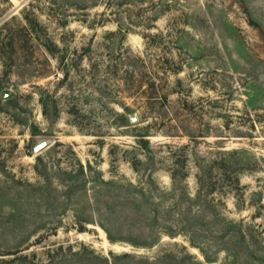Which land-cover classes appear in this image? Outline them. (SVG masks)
<instances>
[{"label":"rangeland","instance_id":"obj_1","mask_svg":"<svg viewBox=\"0 0 264 264\" xmlns=\"http://www.w3.org/2000/svg\"><path fill=\"white\" fill-rule=\"evenodd\" d=\"M0 264H264V0H0Z\"/></svg>","mask_w":264,"mask_h":264},{"label":"water","instance_id":"obj_2","mask_svg":"<svg viewBox=\"0 0 264 264\" xmlns=\"http://www.w3.org/2000/svg\"><path fill=\"white\" fill-rule=\"evenodd\" d=\"M41 146L38 147V149L40 148Z\"/></svg>","mask_w":264,"mask_h":264}]
</instances>
